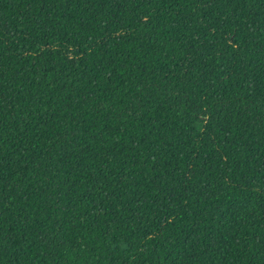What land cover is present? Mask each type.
I'll return each mask as SVG.
<instances>
[{"label":"trees","instance_id":"trees-1","mask_svg":"<svg viewBox=\"0 0 264 264\" xmlns=\"http://www.w3.org/2000/svg\"><path fill=\"white\" fill-rule=\"evenodd\" d=\"M0 264H264V0H0Z\"/></svg>","mask_w":264,"mask_h":264}]
</instances>
